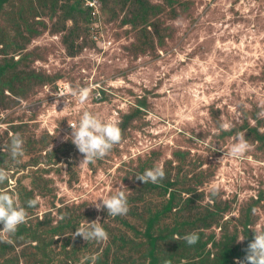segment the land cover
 I'll return each instance as SVG.
<instances>
[{
	"label": "rangeland",
	"instance_id": "obj_1",
	"mask_svg": "<svg viewBox=\"0 0 264 264\" xmlns=\"http://www.w3.org/2000/svg\"><path fill=\"white\" fill-rule=\"evenodd\" d=\"M30 1L10 0L0 13V27L13 32L6 24L8 19L16 20L22 7L29 9ZM32 1L41 4L36 11H29L32 16L17 29L26 31L38 24V31L42 30L40 36L34 33L25 56L45 82L38 79L29 96L22 99L24 104H15L20 97L17 94L4 99L11 108L0 112V131L6 128L4 119L13 114L14 123H26L21 133L32 137L24 141L28 155L15 164L22 167L18 176L28 173L26 161L33 171L44 166L57 169L51 174L50 170L48 174L30 170L27 185L32 195L24 190L25 199L16 201L18 205L27 210V202L38 198L33 217L46 213L58 217L66 208L90 223L99 218L108 239L95 255L104 262L110 250L127 253L146 226L140 229L144 218L134 216L129 217L130 227L123 215L110 220L103 217L107 210L98 211L94 204L102 203L98 200L108 198L123 184L127 200L140 204L143 217L153 216V210L145 211L147 203L140 199L143 182L135 177L145 171L140 160L149 161V169L161 164L166 168L173 162V175L180 170V163L182 174L193 177L192 184L186 177L180 178L184 190L197 186L205 191L202 205L213 203L211 196H217L224 211L218 236L226 229L243 245L246 221H250L252 239L254 232L264 230V118L258 117L264 111V0H145L150 3L147 11L138 0H102L99 19L103 26L105 23L103 32L116 42L111 53L96 49L91 14L89 22L84 11L67 9L66 15L63 13L66 22L58 21L62 5L74 0ZM82 1L85 7V1L98 3ZM35 12L39 17L33 18ZM55 74H62V81H69L74 89L95 85L89 99L80 104L73 96L58 98L59 90L52 95L55 90L50 76ZM65 99L69 107L63 111ZM84 111L102 121L113 120L119 128L127 116L131 120L124 137L105 157L80 166L83 155L74 145L69 156L56 162L52 150L69 141L64 139L72 131L69 124L78 123ZM223 121L233 127L220 129ZM237 132L245 133L252 149L241 159L220 161ZM30 140L38 145L34 147ZM68 161L73 164L71 176ZM200 170L208 177L204 186L194 181ZM14 185L16 178L10 180V186ZM13 196L18 197L17 193ZM167 225L168 220L161 219L153 229L163 232ZM60 242L63 246V239ZM190 254L180 252L171 264H180L184 259L178 257ZM141 255L140 263L145 264ZM111 259L109 256L108 264H115Z\"/></svg>",
	"mask_w": 264,
	"mask_h": 264
},
{
	"label": "trees",
	"instance_id": "obj_2",
	"mask_svg": "<svg viewBox=\"0 0 264 264\" xmlns=\"http://www.w3.org/2000/svg\"><path fill=\"white\" fill-rule=\"evenodd\" d=\"M9 1L0 0V13L5 12ZM98 1L102 13L103 1ZM138 3L145 7V9H142L143 11H147L150 7V3L145 2V0H138ZM40 4L31 0L29 9L26 10L25 7H22L16 20L11 21L8 19L6 24L11 26L13 32H6L0 27V112L10 111L11 108V105L5 102L4 99H9L10 96L17 94L20 97H17L15 104L18 105L19 99L27 98L34 85L40 82L38 79H45L42 74L36 73L34 68L31 67L30 62L26 61L28 55L25 56L28 53L25 52V49L28 48L32 39H34V33L36 36H40L43 34L42 30L38 31V24L33 29L27 28L26 31H21L20 27L17 29L21 21H26L32 16V13L29 11H36ZM62 8V15L60 14L58 18L60 23L64 24L66 22L67 19L64 14L66 15L67 9L84 11L87 18L89 17L90 22L91 10L84 6V1L74 0L66 5H62ZM39 15L35 12L33 18L39 17ZM38 21L43 22L42 19H38ZM133 21H135L134 18ZM128 23H132V20H129ZM17 56H19V59H16ZM49 76L45 75L47 78ZM61 76L62 74L50 76L53 79L50 83H54L52 88L55 90L52 95H54L59 82L62 80ZM43 82L39 85L42 86ZM18 89L21 90L20 93H17L16 90ZM9 115L11 116L5 118L3 122L6 128L0 131V167L10 170L9 180L5 181L4 184H0V189L8 191L12 195L17 193L18 197L16 201H24V190L32 195V190L27 185V180L31 173L45 170L48 174V170H50L51 174L57 168L55 166H44L33 171L34 167H32V164L26 161V167L30 166L28 173L17 175L20 173L22 167L15 165L18 159L13 160L10 155L12 135L19 133L23 141L25 139L29 140L32 137H29L30 134H23L20 131L22 125L26 123L18 125L14 123L12 117L14 115ZM130 120L131 117L127 116L120 126L122 127L120 128L121 138L124 137L125 128L128 126ZM47 139V137H43V140L46 142H48ZM27 144H23L22 157L28 155H25L28 149ZM30 144L32 145L33 141ZM33 145L36 147L38 142H34ZM62 145L63 148L52 150L53 155L56 156L54 158L56 162L69 156L74 148V144L70 140ZM67 165V171L71 176L73 164L68 161ZM140 167L147 170L150 167V162L140 160ZM177 167L180 170H177L173 175V162H168V166L164 168L165 177L162 181L156 184L149 181L141 185L140 199L145 200L142 204L147 203L143 208L147 212L153 210V216L143 217L144 213L140 210V204L132 201L136 203L132 206V202L127 200L129 211L126 215H123V219L128 220V224L124 223L130 227V216H134L136 219L144 218L140 223V229H142V225H145L146 228L140 231L139 237L132 242V246L127 253H122V250H115L114 252L110 250L109 256L113 257L111 263L141 264L140 254H142L141 256L145 258V264H165V262L171 264L173 258L177 257L180 252L186 251L191 253L190 257L183 258L180 255L178 259L185 260H181L180 264H237V261L246 264V261H244L246 256L245 250L248 243L253 240L248 229L250 221H246L247 223L244 225L245 239H247L243 245L238 244L237 235L232 236L226 229L218 236L217 230L221 229L220 224L224 211L218 203L217 196H211L213 203L202 205L205 191H200L197 186L193 188L190 186L184 190L180 178L186 177L187 183L192 184L193 177L188 173L182 174L180 163L177 164ZM30 170H32L31 173ZM206 175V172L204 173L203 170L197 171L194 177L196 184L204 186L208 180ZM14 178H16V185L11 187L10 180ZM47 179L50 181L49 178ZM140 199L138 198V201ZM37 206L38 203L26 210L28 212L27 220L18 226L15 234L0 233V264H92V260L89 257L95 255V251L99 246H102V241H85L83 237H74L73 235L77 228L85 226L86 221L89 220L83 217L82 214L74 213L66 208L63 209L65 211L58 212V217L52 216L49 213L44 214L41 218L38 216L33 217V210ZM61 215L65 218L60 219ZM250 215L251 212L248 213V219ZM119 216H106L103 213V217L110 220H117ZM161 219L168 220V225L163 232H157L153 229V225L155 222L161 221ZM2 229L3 225L0 224V230ZM192 232H196L199 235V240L196 244L189 245L183 237ZM176 236H179L180 239H174ZM61 237L63 239V246L61 242L59 243L62 240ZM108 257L103 262L97 256L95 264H108ZM165 257H167V260H164Z\"/></svg>",
	"mask_w": 264,
	"mask_h": 264
},
{
	"label": "clouds",
	"instance_id": "obj_3",
	"mask_svg": "<svg viewBox=\"0 0 264 264\" xmlns=\"http://www.w3.org/2000/svg\"><path fill=\"white\" fill-rule=\"evenodd\" d=\"M86 7L91 10L92 23L90 25L91 32L94 34L103 35L106 37L105 32H103L104 26L102 25L99 17L101 15L100 3L96 4L94 1H85ZM175 23L179 24L180 21L177 20ZM93 39V37H92ZM95 42V40L93 39ZM96 49H103L102 46L98 47L97 43ZM62 81V80H61ZM67 81V80H63ZM67 81L64 83L62 92L57 96L67 97L73 96L78 99L80 104H84L90 97L93 87L95 85H90L88 87H80L74 89L70 82ZM46 86L45 88H47ZM65 109L69 107V102L65 99ZM21 104L25 102L21 99ZM59 103L57 99L56 105ZM2 115V113H0ZM258 117L264 118V111L258 113ZM69 127L72 129L70 135L65 136L64 139L70 140L72 144L76 146L79 153L83 155V159L80 162V166L87 165L94 162L96 159L105 157L113 146L121 141V129L118 124L113 120L102 121L96 115L84 111L80 116L78 123L69 124ZM220 129L230 130L233 127L231 122L223 121L219 124ZM234 142L232 143L229 151L225 153L223 159H241L245 154L252 149V145L245 138L244 132H237L233 137ZM23 144L24 141L19 133L12 135L11 145H10V155L13 160L23 156ZM9 169L5 167H0V184H4L5 181L9 180ZM137 180L147 183L151 181L153 184H156L162 181L165 177V172L163 165L155 166L151 169L145 170L143 175L135 176ZM125 189H127L123 184L119 185L115 189L114 194L110 195L108 198H103L96 202L94 206L98 211L107 210V214L111 216L126 215L129 211L127 196L125 194ZM38 199V198H37ZM37 199L29 200L28 206L33 207L37 203ZM28 217V212L22 206H19L16 203V198L10 194L8 191L0 189V224L3 225V229L0 230V233L5 234H15L17 228L20 224L25 223ZM60 219L65 217L61 215ZM75 236H81L85 241L97 240V241H106L108 239V233L102 227V224L99 222V218L94 222L86 221L85 226L77 228ZM174 239H180L179 236H176ZM183 239L189 244L194 245L199 240V235L196 232L186 234ZM244 239L240 240L243 241ZM246 256L244 261L246 264H264V230L254 232V238L251 242L248 243L246 248ZM92 260V264H95L97 259L96 255L89 257ZM167 264V262H165ZM237 264H242L241 261H237Z\"/></svg>",
	"mask_w": 264,
	"mask_h": 264
},
{
	"label": "built area",
	"instance_id": "obj_4",
	"mask_svg": "<svg viewBox=\"0 0 264 264\" xmlns=\"http://www.w3.org/2000/svg\"><path fill=\"white\" fill-rule=\"evenodd\" d=\"M93 39L97 43L98 47L102 46L106 51H110V53L113 52V49L116 47V42H114V40L108 39V38L104 37L103 35H98L95 33L93 35ZM66 82L67 81H60L56 91H58V90L62 91L64 83H66ZM73 123L74 122H72L71 124H73Z\"/></svg>",
	"mask_w": 264,
	"mask_h": 264
}]
</instances>
